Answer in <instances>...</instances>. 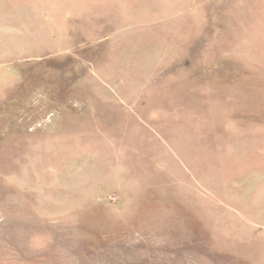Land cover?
Returning <instances> with one entry per match:
<instances>
[{
  "label": "rangeland",
  "instance_id": "obj_1",
  "mask_svg": "<svg viewBox=\"0 0 264 264\" xmlns=\"http://www.w3.org/2000/svg\"><path fill=\"white\" fill-rule=\"evenodd\" d=\"M0 264H264V0H0Z\"/></svg>",
  "mask_w": 264,
  "mask_h": 264
}]
</instances>
